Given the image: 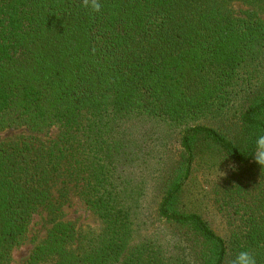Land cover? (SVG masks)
<instances>
[{
	"label": "trees",
	"instance_id": "1",
	"mask_svg": "<svg viewBox=\"0 0 264 264\" xmlns=\"http://www.w3.org/2000/svg\"><path fill=\"white\" fill-rule=\"evenodd\" d=\"M234 3L264 9L102 0L92 14L83 0H0V132L33 135L0 142V264L40 209L51 226L21 264H231L242 249L264 264V167L251 156L264 135V21ZM155 133L173 136L152 150ZM198 170L220 177L221 231L188 197ZM141 174L160 231L136 239ZM60 175L82 181L101 224L84 243L56 215Z\"/></svg>",
	"mask_w": 264,
	"mask_h": 264
},
{
	"label": "rangeland",
	"instance_id": "2",
	"mask_svg": "<svg viewBox=\"0 0 264 264\" xmlns=\"http://www.w3.org/2000/svg\"><path fill=\"white\" fill-rule=\"evenodd\" d=\"M232 8L237 16H244L246 13H256L264 21V9L254 6H246L242 3H234ZM238 100H235L237 104ZM237 106V105H236ZM58 133L57 129H53L48 133L37 135L42 141H48L49 138H54ZM33 135L24 129L20 130H7L0 132V142L7 143L12 141L22 140V138L32 137ZM173 135L161 133L160 136L155 133L153 136L152 150L158 149L163 144L169 141ZM164 139V140H163ZM154 144V145H153ZM126 173L117 172L114 179L117 183H123L121 179L126 178ZM223 174V173H221ZM121 175V176H120ZM133 176V175H132ZM194 183H190L188 190L189 198H198L204 208L207 216L212 219L214 226L220 231L221 228H226L227 220L224 215L217 212V205L214 203L215 191L213 184L220 177L215 173L204 172L198 170L194 174ZM143 178V174L132 183L133 189L131 192L141 200L140 207L134 209L135 215L133 218V228L135 230L136 239H140L146 235H151L157 231H160V224L156 222L154 213L148 205V201L151 197V185L152 182L141 183L139 179ZM127 178L129 175L127 173ZM64 181L63 184L61 182ZM137 184L135 185V183ZM123 185V184H120ZM82 181L75 180L69 176L60 175L56 180V185L52 186L53 201L57 205V216H60L64 220H71L77 227L79 234L77 243H84L87 239L96 237L101 231V224L97 217L88 209L84 200L82 199L81 192ZM124 186V185H123ZM122 186V187H123ZM140 193V194H139ZM51 216L48 213L40 209L36 212L31 219V223L26 234L24 241L12 251V258L10 264H21L31 254L34 247L45 237L47 230L51 226Z\"/></svg>",
	"mask_w": 264,
	"mask_h": 264
},
{
	"label": "clouds",
	"instance_id": "3",
	"mask_svg": "<svg viewBox=\"0 0 264 264\" xmlns=\"http://www.w3.org/2000/svg\"><path fill=\"white\" fill-rule=\"evenodd\" d=\"M82 7L92 14L99 13L102 8V0H83ZM254 145L251 156L258 165L264 167V135H258ZM231 264H257V260L249 250L242 249L236 252Z\"/></svg>",
	"mask_w": 264,
	"mask_h": 264
}]
</instances>
